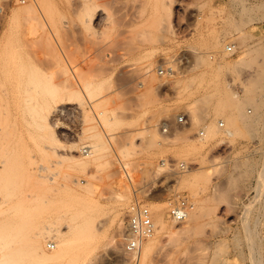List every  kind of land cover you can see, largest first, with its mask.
Listing matches in <instances>:
<instances>
[{
  "label": "rangeland",
  "instance_id": "1",
  "mask_svg": "<svg viewBox=\"0 0 264 264\" xmlns=\"http://www.w3.org/2000/svg\"><path fill=\"white\" fill-rule=\"evenodd\" d=\"M1 3L0 263L11 222L22 221L26 237L40 235L53 251L58 215L75 211L67 223L99 225L85 247L109 264H139L125 238L137 194L154 234L158 213L171 223L140 264H264V0ZM229 44L235 52L225 51ZM231 101L244 120L235 136L193 150L201 127L230 125ZM110 110L119 122L104 128L99 112ZM178 113L191 121L176 127L184 136H163L160 120ZM203 157L215 164L203 178L163 202L146 196L154 178L172 172L162 161L195 170ZM174 195L190 202L188 219L201 212L192 226L169 216Z\"/></svg>",
  "mask_w": 264,
  "mask_h": 264
},
{
  "label": "bare ground",
  "instance_id": "2",
  "mask_svg": "<svg viewBox=\"0 0 264 264\" xmlns=\"http://www.w3.org/2000/svg\"><path fill=\"white\" fill-rule=\"evenodd\" d=\"M229 45L234 46L233 52H235L236 45H234V44H229ZM229 45L226 46L225 51L228 53H233V52H229L227 50V47ZM5 55H6V53H5ZM5 57H7V56H5ZM3 60L6 62L5 59H3ZM182 64H184L183 59H182ZM162 70H163V73H161ZM173 71L174 70L172 68H171V71H166L164 68H162L159 70V73L162 75L165 74L166 72H168L169 74H172ZM182 72H183V70L181 69L180 73H182ZM19 79L20 78L17 79L18 80L17 82H19ZM0 85H2V83ZM2 86H4V85H2ZM168 88H163L161 90V94L162 95L169 94L170 97L175 96L174 94H171L170 92L168 93V90H169ZM5 92H6V90H5ZM174 92H176V91H174ZM231 103H232L231 104L232 107H234V109L236 110V113L233 115L231 120H229L230 125L224 130L220 129V128L225 127V121H222V120H219V126H220L221 122H223L224 125L220 126V128H218V126H216L217 124H211V125H206V126L204 125L203 127H201L197 131V135L200 136L201 138L202 137L203 138L199 144L194 143L192 145L193 146L192 149L193 148H195V150L196 149L203 150L206 148L209 149V147L214 145V143L219 144L221 142H225L227 139H232L235 136V134L237 133V129L240 126V121L244 122V120H242L240 118V115L238 116V114H237L238 109H240V108H238L239 107L238 101H236V102L231 101ZM225 106H226V104H225ZM224 107H222V108H224ZM174 115L173 114L166 115L165 117H163L160 120L159 125H158L160 128L161 134H163V136H165V137H168V138L170 137V139L171 138L175 139V137L177 139L178 135L180 133L182 135L184 134L185 130L183 131V130L176 129L177 126L182 127V126H185L186 124L191 123V121H189V118H187V116L185 114H180V113L176 114L175 115L176 120H174ZM181 115H185V117L187 119V121L185 123L179 122V117ZM118 117L119 116H118L117 112L114 110H110L107 112L100 111L99 116H98V123L101 126H103L104 128L105 127H111L115 123L119 122ZM243 117H245V115H243ZM254 121L250 120L247 122L249 123V125H252L254 123ZM96 126L97 127H95L96 129H95V133L93 136L98 137L99 139L98 138H96V139L100 140L102 137L101 136L102 133L100 132L98 125H96ZM188 129L190 131V129H192V128L189 127ZM202 130H203L204 134L200 135ZM179 137H180V135H179ZM185 139H187V137ZM85 151H87V150H85ZM98 158H100V157H98ZM203 160L204 161L202 162V165H200V167H198V169H195V170L185 169L186 166L184 165V163H182L184 165L183 169H185V171L181 170L178 172L175 171L174 169H167L166 166L168 163L166 162V164H164L163 162H165V160L162 161L161 166L162 167L164 166L167 169L165 172H168V171H172V172L166 173L161 177L154 178L152 189L149 191V193H147L146 196L152 200H155L156 202L157 201L163 202L168 198V196H170V193L172 191H174L176 188L180 187V185H182L186 182H190V181L192 182L193 180H198L200 178H203V176H205L206 169L208 167H214V165H215L214 163H210L212 161H208L206 157H203ZM121 165H122V169H123L127 179L129 180L131 185L134 187V191L138 192V190L135 188V186L133 184V179H132L130 172L128 171V168L126 167V165L122 161H121ZM136 202H140L137 194L135 196V202L134 203H136ZM140 203H142V202H140ZM142 204H144V203H142ZM168 204H169V201H168ZM165 213H166L165 211H162V212L158 213V215H157V221L156 222H158V225H157L156 234H153L151 237L147 238L139 250L132 251L129 249L131 252L138 255V260L140 263L145 262L149 258L150 254L152 253V250L154 249V246L158 242V238L160 237V235L164 234L171 227V223L166 218ZM199 213H201V212H199V211H198V213L193 212V216H191L189 219L186 216L187 218L185 217L183 220L186 219V221H187V219H188V221L186 222V225L184 227L188 228V227L192 226V224L195 223L196 220H198L197 217L200 216ZM76 216H77V214L75 211L74 212H64V213H60L58 215V219L60 220L58 222L59 226H57L55 229H52V230L56 231V234L59 237L58 243L56 244L55 241L48 242V247L50 249H54L53 251H48L44 247L43 242H42L43 237H41L39 234H38L39 236L35 235L31 238L26 237L25 236V234H26L25 233V227L22 225V221L21 222L20 221L19 222L18 221L11 222L10 223V230H9L10 231L9 252L1 254V257H2L1 260H3V261L0 264H82V263L83 264H85V263H87V264H89V263H92V264H109L105 260H103L101 257H99L98 255H96L94 253V248L84 246V242L86 240H88L90 242V244L93 242V239L96 236L97 231L99 230V225L88 228L87 226L83 227V225H80L77 222L74 224H72V223L70 224V223L66 222L67 219H69V218L75 219ZM152 217H153V214H152ZM127 219H128V212H127ZM183 220H179V221H183ZM127 224H128V220H127ZM119 225H121V222L119 223ZM64 228H65V230H64ZM84 228L89 230V232H90L89 235L83 234V232L85 231ZM44 233H47V232H42V234H44ZM127 237H128V235L126 232V236H125L126 241H127ZM127 245H128V241H127ZM89 261H91V262H89Z\"/></svg>",
  "mask_w": 264,
  "mask_h": 264
},
{
  "label": "built area",
  "instance_id": "3",
  "mask_svg": "<svg viewBox=\"0 0 264 264\" xmlns=\"http://www.w3.org/2000/svg\"><path fill=\"white\" fill-rule=\"evenodd\" d=\"M6 12V6L1 3L0 4V16L4 15ZM229 52L234 51V46L229 45L227 47ZM163 73V70L161 71ZM187 121L185 115H181L179 117V122L185 123ZM224 123L221 122L220 126H223ZM204 132L200 133L203 135ZM166 164V162H163ZM183 162H176L174 160H169L166 167L169 169H183L184 165ZM190 202L188 199L177 195L175 197L169 198V209L168 213L169 216L175 220H183L189 212ZM128 224H127V241H128V248L132 251L139 250L144 241L151 237L156 229L155 222L152 217V212L150 208L140 202H136L131 205L128 211ZM92 264V263H89Z\"/></svg>",
  "mask_w": 264,
  "mask_h": 264
},
{
  "label": "crops",
  "instance_id": "4",
  "mask_svg": "<svg viewBox=\"0 0 264 264\" xmlns=\"http://www.w3.org/2000/svg\"><path fill=\"white\" fill-rule=\"evenodd\" d=\"M194 19H195V23L198 21V19L200 18V14H199V11H197L195 14H194Z\"/></svg>",
  "mask_w": 264,
  "mask_h": 264
}]
</instances>
